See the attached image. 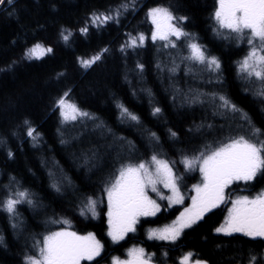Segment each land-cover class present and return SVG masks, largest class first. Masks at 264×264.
Masks as SVG:
<instances>
[{"label": "snow or ice", "instance_id": "6c2138e0", "mask_svg": "<svg viewBox=\"0 0 264 264\" xmlns=\"http://www.w3.org/2000/svg\"><path fill=\"white\" fill-rule=\"evenodd\" d=\"M14 2L0 0V5L12 6ZM138 7V0H118L103 11L87 14L76 31L80 37L87 38L111 27L119 29ZM13 14L14 8L8 12L9 16ZM210 20L214 36L234 46L238 54L243 53L234 62L235 76L243 91L264 106V0H215ZM145 22L150 25L147 32L124 31L115 51L125 61L149 48L163 52L169 57V63L164 65L157 61L155 68L159 73L166 71L169 82L182 66L185 75L199 73L209 87L189 89L187 93L174 88L170 99L175 107L180 93L181 108L199 107L204 116L199 123L193 120L186 130L187 143L175 150L181 143L179 133L172 127L166 128L171 141L168 149L173 157L168 158L161 137L143 128L140 117L119 98L113 97L116 120L139 127L146 135L148 148L141 153L132 141L117 135L104 119L72 101L74 85L65 84L59 88L50 101V111L58 119L59 144L75 148L77 141L83 143L80 137L88 138L89 127L91 135L96 137L88 139L78 154L73 152L74 163L78 162V168L90 174L92 189L86 191L77 187L59 168L48 171V187L56 197L68 200L73 219L78 222L81 218L99 220L105 226L106 240L99 239L92 231L80 234L72 228L70 219L53 212L45 217L42 233H29L25 237L21 264H162L155 258V252H148L136 244L126 245L145 223H155L165 213L174 218L160 227L147 228V241L174 250L191 232L215 219L210 235L245 237L248 241L261 242L258 249H237L228 258L230 264H264V187L255 190L258 182L264 180V127H257L249 114L223 90L222 61L200 42L196 33L188 30V15L180 14L171 4L156 5L147 8ZM74 39L72 30L64 27L59 30L58 41L64 46H70ZM54 51L53 46L37 42L25 47L19 62L42 60ZM112 54L109 46H103L91 55L77 56L76 63L83 72H88ZM17 63L13 60L8 68ZM145 69L144 63L135 62L134 70L141 77ZM66 78V72L55 75L57 81ZM142 91L149 97L150 115L162 119L164 110L154 103L152 90ZM69 127L80 130V135L71 141L64 138ZM10 135L22 143L26 140L33 148L44 143L39 126L29 118L21 119L10 130ZM0 145L6 146L3 136H0ZM6 154L9 160L15 157L11 149H7ZM25 205L37 213L46 207L35 192L15 176H9L0 198V211L7 214L13 231L20 235L26 231L20 219L21 207ZM221 216L222 221L218 219ZM109 241L111 245L126 247L124 258H109ZM0 245H4L3 236H0ZM162 255L167 258L169 253L164 251ZM163 264L214 262L202 253L184 250L171 262L165 259Z\"/></svg>", "mask_w": 264, "mask_h": 264}, {"label": "trees", "instance_id": "16d2710c", "mask_svg": "<svg viewBox=\"0 0 264 264\" xmlns=\"http://www.w3.org/2000/svg\"><path fill=\"white\" fill-rule=\"evenodd\" d=\"M116 2L118 0H15L12 6L6 3L0 5V69H3L0 71V136H3L6 141V146L0 145V198L9 176H15L25 187L35 192L46 206L38 213L26 205L21 207L20 219L26 229L23 235L13 231L7 214L0 211V236L4 237V245H0V264H21L25 237L29 233H42L45 230L43 223L45 217L51 216L53 212L57 216L64 215L70 219L72 228L80 234L92 231L99 239L106 240L105 226L99 220L81 218L78 222L73 219L68 200L56 197L48 187V171L59 168L72 178L77 187L84 188L86 191L92 189L89 181L90 174L78 168V162L74 163L73 152L78 154L81 148L87 145L88 139L95 140L96 137L91 135L92 129L89 127L88 138L80 137L83 143L77 141L75 148L71 145L59 144L58 119L50 111V101L59 88L65 84L74 85L72 101L104 119L117 135L125 136L132 141L141 153L148 148L147 137L141 128L120 124L116 120L117 110L113 97L119 98L130 111L140 117L143 128L155 131L161 137L164 142L163 151L168 154V158L173 157L168 149L171 141L168 140L166 128L172 127L179 133L181 143L175 146L173 149L175 150L187 143L186 130L193 124V120L199 123L204 116L203 110L199 107L181 108L180 93L177 94L175 107L170 99L174 88L187 93L189 89L203 90L209 87L199 73L195 76L192 73L185 75L182 66L169 82V74L166 71L159 73L155 68L157 61H161L164 65L169 63V57L163 52L149 48L142 50L139 56H131L125 61L120 53L115 51L124 31L147 32L150 28V25L145 22V12L148 7L171 4L180 14L189 16L188 30L196 33L200 42L222 61L225 81L223 90L249 114L257 127H264V106L251 94L243 91L241 82L236 78L233 70L234 62L239 60L243 53L238 54V49L217 39L211 31L210 16L215 0H138L137 12L129 14L121 28L111 27L109 30L92 34L87 38L78 35L76 30L82 26L87 14L95 10L103 11ZM13 8L14 14L9 16L8 12ZM62 27L75 33L74 42L68 47L58 41V32ZM37 42L45 46H53L54 54L42 60L19 62L25 47H31ZM103 46H109L113 54L104 63L94 66L88 72H83L76 63V57L91 55ZM13 60L18 63L9 69L8 65ZM137 60L146 65L142 77L134 70ZM61 71L67 73V78L57 81L55 75ZM204 76L206 77L207 73H204ZM146 88L152 90L154 103L163 108L162 119H156L150 115L149 97L142 91ZM23 118H29L39 126L44 140L40 147L33 148L26 140L22 143L16 137H11L10 130ZM208 118L211 119L210 113ZM79 135V128L69 127V130L64 133V138L71 141L73 137ZM142 145L144 147H141ZM7 149L15 153L14 159L7 158ZM260 187H264V180L258 182L255 190L259 191ZM171 218L174 217H169L165 213L157 222L145 223L126 247H131L133 244L143 246L146 251L155 252L157 254L155 258L160 259L162 264L165 259L171 262L184 250L202 253L214 264L216 262L230 264L228 258L237 249L241 247L258 249L261 243L248 241L245 237L229 238L210 235V228L216 223L215 219L191 232L181 246L174 250L167 247L161 248L157 243L146 240L147 228L160 227L168 223ZM218 219L222 221V216ZM108 244L109 258L111 256L124 258L126 247L111 245L110 241ZM218 244L222 247L217 248ZM29 247H31L30 241ZM164 251L169 253L167 258L162 255Z\"/></svg>", "mask_w": 264, "mask_h": 264}]
</instances>
